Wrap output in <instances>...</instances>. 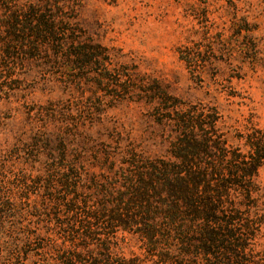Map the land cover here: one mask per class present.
Wrapping results in <instances>:
<instances>
[{"label": "rangeland", "instance_id": "obj_1", "mask_svg": "<svg viewBox=\"0 0 264 264\" xmlns=\"http://www.w3.org/2000/svg\"><path fill=\"white\" fill-rule=\"evenodd\" d=\"M9 2L48 7L74 40L89 47L97 65L66 70V60L76 57L45 47L32 57L22 49L4 58L6 44L14 43L7 42L12 31L0 8V264H43L46 259L58 264V254L49 247L68 246L70 240L79 246L107 241L125 264H183L179 243L172 240L171 246L154 251L136 233L140 227L115 228L108 239L101 229L95 237L99 242L77 234L71 238V228H79H70L73 214L57 199L70 204L78 196H67L59 181L69 175L71 184L87 190L94 189V181L117 191L121 172L176 162L182 114L215 112L216 131L210 139L225 141L230 155H244L246 137L254 131L264 139V0ZM236 25L251 31L239 32ZM58 36L65 37L62 32ZM215 160L203 156L195 163ZM255 185L261 206L251 226L261 228L246 254L264 251V161ZM87 190L77 194L87 200ZM155 195L152 219L159 237L167 236L159 204L169 206L173 200L163 191ZM244 215L243 210L237 214L245 220ZM232 216L218 214V224L183 222L180 216L175 226L216 227ZM198 251L200 264H229L222 256L214 260ZM169 252L171 261L164 263L159 254Z\"/></svg>", "mask_w": 264, "mask_h": 264}, {"label": "trees", "instance_id": "obj_2", "mask_svg": "<svg viewBox=\"0 0 264 264\" xmlns=\"http://www.w3.org/2000/svg\"><path fill=\"white\" fill-rule=\"evenodd\" d=\"M0 8L7 14L5 27L12 31V37L10 36L7 42L10 40L14 43L13 47L10 42L6 44L4 58H13L17 55L14 51L22 49L26 55L32 57L33 53L45 47L58 53L63 52L68 58L76 57L73 61L66 60V70L96 67L97 64L91 61V55L87 52L89 47L74 40L69 35V29L52 15V10H47L48 7L37 4L16 5L9 0H0ZM242 21L244 26L248 27V21ZM236 30L251 31L239 25H236ZM60 32L64 38L58 36ZM69 49L74 51H66ZM195 57L198 58L199 55ZM184 61L187 65L190 64V58H184ZM210 113L212 115L200 112L196 117H191L190 114L179 116V152L173 155L177 161L168 164L153 163L134 171L128 169L125 173L121 172L122 185L117 191L115 188L110 190L106 185H98L94 181V189L87 190L83 186L71 184L70 176L64 175V180L59 181L61 189H65L67 196H78L70 204H65L63 199H57V204L62 203L60 205L67 209L66 212L73 214L70 228H79L78 232L71 228V238L77 234L89 242H99L97 238L101 229L107 231L105 235L108 239L113 229L121 228L126 231L134 226L140 227L136 233L146 241L148 248H154V251L158 246H171L172 240L179 243V255L183 264H200L198 259H195L199 249L202 250V255L212 256L214 260L222 256L221 259L229 264H264V251L259 254L245 253L249 244H254L261 228L251 225L256 224L252 216L258 214L261 206V196L255 185V178L264 161L263 136L259 131H254L246 137V153L241 155L233 152L230 155L225 141L221 143L210 139V133L214 134L216 131V114ZM207 128L209 132L205 131ZM60 150L62 154L66 153L63 144L60 145ZM203 156L216 160L209 165L198 164L197 161L195 163V160ZM85 190L89 191L88 195L91 194L87 200L77 194ZM162 191L173 201L169 206L166 203L159 204L164 208L162 216L169 226L167 236L159 237L157 223L152 217L156 215L153 211L155 197L164 201L157 196L160 194L155 195ZM90 203H93L94 207ZM240 210H243L245 220L237 216L240 215ZM226 213L233 216L227 221H221V226H175L179 225V221H176L180 216L184 217L183 222L194 224L203 221L207 224H218V214ZM189 218L191 220H188ZM231 223H240V226H229ZM200 234H203L202 238ZM202 242L204 247H198ZM49 250L58 254V264H125L119 262L112 254L110 243L107 241L79 246L70 240L68 246L53 244ZM170 253H160L159 258L164 263L170 262ZM254 257L258 258L256 262ZM43 264H50L49 259L43 260Z\"/></svg>", "mask_w": 264, "mask_h": 264}]
</instances>
